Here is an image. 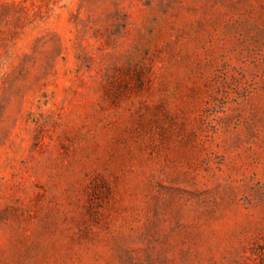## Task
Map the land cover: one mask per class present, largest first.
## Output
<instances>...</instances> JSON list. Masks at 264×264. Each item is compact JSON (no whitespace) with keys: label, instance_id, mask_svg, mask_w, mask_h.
<instances>
[{"label":"rangeland","instance_id":"obj_1","mask_svg":"<svg viewBox=\"0 0 264 264\" xmlns=\"http://www.w3.org/2000/svg\"><path fill=\"white\" fill-rule=\"evenodd\" d=\"M0 264H264V0H0Z\"/></svg>","mask_w":264,"mask_h":264}]
</instances>
